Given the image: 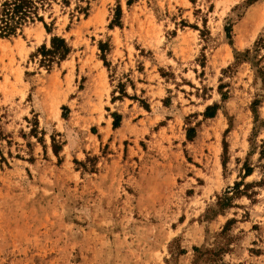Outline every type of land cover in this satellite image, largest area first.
Returning a JSON list of instances; mask_svg holds the SVG:
<instances>
[{
	"label": "rangeland",
	"instance_id": "obj_1",
	"mask_svg": "<svg viewBox=\"0 0 264 264\" xmlns=\"http://www.w3.org/2000/svg\"><path fill=\"white\" fill-rule=\"evenodd\" d=\"M81 6L0 37V264H264V0Z\"/></svg>",
	"mask_w": 264,
	"mask_h": 264
},
{
	"label": "trees",
	"instance_id": "obj_2",
	"mask_svg": "<svg viewBox=\"0 0 264 264\" xmlns=\"http://www.w3.org/2000/svg\"><path fill=\"white\" fill-rule=\"evenodd\" d=\"M72 1L76 4L75 9L81 11L83 0H0V37L7 38L16 35L24 25L30 23H42L45 31L49 34L51 24L48 26L44 23L43 13L50 11L53 4H58L61 7H70ZM229 39V35H227ZM38 55L41 57L40 64L46 67L47 70L50 68L52 63L62 62L70 53V48L64 39L59 37H51L50 48L47 49L42 46L38 51ZM217 111L216 106L207 107L204 113L205 119H211L215 116ZM113 128L117 129L120 125V116L113 114ZM194 130L189 129L187 131V140L191 141L194 138ZM57 146L53 145V149ZM57 153L56 150L54 151ZM260 155L264 156V143L260 147ZM250 169L245 168V175H250ZM239 185L236 184L233 190L235 194H240L238 190ZM230 199L226 195L218 198L217 207L219 209L226 208Z\"/></svg>",
	"mask_w": 264,
	"mask_h": 264
}]
</instances>
